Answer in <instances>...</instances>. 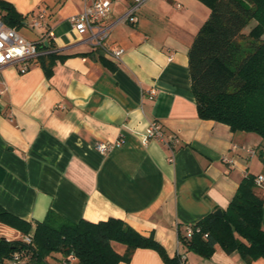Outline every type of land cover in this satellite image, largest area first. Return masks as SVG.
Segmentation results:
<instances>
[{"label": "crops", "instance_id": "1", "mask_svg": "<svg viewBox=\"0 0 264 264\" xmlns=\"http://www.w3.org/2000/svg\"><path fill=\"white\" fill-rule=\"evenodd\" d=\"M4 1L23 17L18 33L34 30L32 41L43 40L64 59L34 61L25 73L19 65L0 67V207L32 227L49 210L71 222L116 218L152 234L184 264H246L218 245L202 258L178 238L179 230L225 211L246 175L264 176L258 158L264 141L197 116L188 50L209 8L198 0L146 1L137 23L111 27L104 44L123 49L116 61L103 48L75 41L70 17L83 0ZM128 6L114 2L111 19ZM40 13L45 28H31ZM151 122L177 143H142ZM118 139L120 146L96 149ZM0 237L22 235L0 224ZM119 264L165 263L156 251L137 249Z\"/></svg>", "mask_w": 264, "mask_h": 264}, {"label": "trees", "instance_id": "2", "mask_svg": "<svg viewBox=\"0 0 264 264\" xmlns=\"http://www.w3.org/2000/svg\"><path fill=\"white\" fill-rule=\"evenodd\" d=\"M198 1L210 14L188 50L197 116L225 124L232 132L255 134L264 141V0ZM0 15L7 26H22V15L4 0H0ZM47 47L42 44V48ZM56 59L64 57L53 52L42 56L40 62L44 66ZM258 158L264 164V151ZM257 176L248 174L240 181L223 217L210 213L187 226L192 229L189 237L187 227L179 230L180 244L202 258L211 257L218 245L226 254L237 252L246 264L264 259V185L255 184ZM0 224L32 238V244L25 246L21 239L0 237L1 264L23 247L31 253V264L49 260L59 264L129 263L137 249H152L165 264H180L179 256L170 258L152 234L143 236L116 218L71 222L49 210L43 221L32 227L0 207ZM113 243L124 246V252L118 253Z\"/></svg>", "mask_w": 264, "mask_h": 264}, {"label": "built area", "instance_id": "3", "mask_svg": "<svg viewBox=\"0 0 264 264\" xmlns=\"http://www.w3.org/2000/svg\"><path fill=\"white\" fill-rule=\"evenodd\" d=\"M121 0H83L82 10L70 17L72 30L76 40L88 42L94 48H103L110 57L114 60H120L123 54V49H105V41L109 37L111 27L116 23H129L134 25L139 19V10L141 6L148 0H127L129 1L128 9L120 17L115 20L111 19V6L114 2ZM31 28L44 29V14L40 13L33 21ZM49 36L51 34L49 33ZM85 37V38H84ZM84 38V39H83ZM43 40L32 41L21 34L15 28L7 26L0 15V67L6 65H19L20 73H25L29 70L32 62L40 60L42 56L56 52L55 50L42 48ZM47 46V45H46ZM149 140H157L165 145H174L177 139L170 137L165 138L161 126L156 122H151L143 137L142 143ZM123 140L118 139L114 144L99 143L96 149L99 152H105L111 146H120ZM251 155L254 151H248ZM257 186L264 185V176L258 175L255 178ZM192 234V229L187 227L186 235L189 237ZM23 245L32 244L31 235L21 238ZM30 252L26 247L14 251L10 258L2 264H31ZM184 256H179L180 264H184ZM1 264V263H0Z\"/></svg>", "mask_w": 264, "mask_h": 264}, {"label": "rangeland", "instance_id": "4", "mask_svg": "<svg viewBox=\"0 0 264 264\" xmlns=\"http://www.w3.org/2000/svg\"><path fill=\"white\" fill-rule=\"evenodd\" d=\"M254 25L252 22L249 27L247 28L246 32ZM19 34H21L23 37L34 40L36 37V32L34 30H26V29H20ZM260 169V168H259ZM262 170V168H261ZM46 264H59L58 260H49Z\"/></svg>", "mask_w": 264, "mask_h": 264}, {"label": "water", "instance_id": "5", "mask_svg": "<svg viewBox=\"0 0 264 264\" xmlns=\"http://www.w3.org/2000/svg\"><path fill=\"white\" fill-rule=\"evenodd\" d=\"M214 215H216L218 217H223V212H222V210L218 209V210L214 211Z\"/></svg>", "mask_w": 264, "mask_h": 264}]
</instances>
